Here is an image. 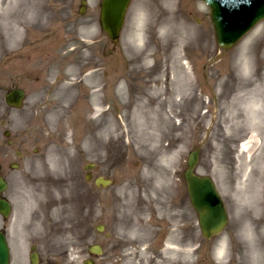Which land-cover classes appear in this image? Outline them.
Instances as JSON below:
<instances>
[{
	"label": "rangeland",
	"instance_id": "374dc122",
	"mask_svg": "<svg viewBox=\"0 0 264 264\" xmlns=\"http://www.w3.org/2000/svg\"><path fill=\"white\" fill-rule=\"evenodd\" d=\"M17 1L21 6L28 2ZM67 1H42L44 41L39 39L42 32L35 38L23 16L13 14L11 19L8 0H0V131L23 130L31 136L21 172L29 176V182H19L16 173L10 188L15 208L10 216L11 247L23 250L22 240L31 230L32 235H47L48 247L55 238L52 242L66 260L64 264H79L78 256L87 258V250L93 245L102 248L97 264H104L106 259L115 264L116 256L120 264H139L143 254L161 249L165 239L160 235H167L173 249L163 247L160 252L167 257L170 251V264H264V168L257 184L263 191L260 210L255 200L247 198L254 173L250 157L259 155L264 164V111L254 114L252 126L244 104L231 102L232 82L245 87L244 83H264V61L258 57L261 51L264 56L260 38L251 40L250 47L242 46L244 38L230 51L221 50L215 42L208 7L199 0H174V5L179 1L186 6L178 12L191 25L186 41L180 42L173 29L165 31L168 38L162 41L157 36L159 27L153 24L139 35L141 19L136 11L145 3L130 0L114 44L99 23L101 0H72L78 14L72 30L66 27L72 26ZM160 3L166 4L164 0L145 4L150 14L147 20L156 15L154 5ZM9 22L20 25L18 37L9 34ZM52 30L54 37L50 39ZM37 40L45 48L26 60L24 51L36 48L39 44L33 41ZM67 41L74 60L68 67L62 61ZM19 46L24 47L21 56L10 59L8 51ZM236 52L245 54L247 71L241 69ZM48 58L55 62L47 64ZM187 75L194 84L186 90L182 83ZM12 87L26 92L20 108L6 104L5 95ZM170 91L173 96L168 100ZM260 91L264 95V88ZM77 100V109L70 114L73 123L47 120L53 112H60L64 118L68 115L65 109ZM91 117L95 118L92 123ZM98 121L97 134L105 140L97 145L91 128ZM115 122L118 124L112 134L104 135V127ZM53 126L64 130L65 146H57L52 154L56 148L49 137ZM70 130L76 135L75 141L68 137ZM251 134L256 139L246 154L240 145ZM193 150L199 151L196 172L214 180L229 218L224 231L210 239L202 235L183 178ZM90 164L95 168L88 182L86 167ZM55 175L61 179L58 189L65 202L61 212L52 210L48 215L42 192L52 188ZM99 177L112 184L97 187L94 179ZM164 177L170 184L160 185ZM125 180L132 184L130 189L126 186L131 199L128 208L120 194ZM241 192H246L245 198ZM30 216L33 221L47 222L48 227H34L33 222L29 225ZM52 222L59 229L53 237L48 231L44 234ZM99 225L104 226L103 232L97 231ZM259 241L263 242L261 247Z\"/></svg>",
	"mask_w": 264,
	"mask_h": 264
},
{
	"label": "bare ground",
	"instance_id": "6f19581e",
	"mask_svg": "<svg viewBox=\"0 0 264 264\" xmlns=\"http://www.w3.org/2000/svg\"><path fill=\"white\" fill-rule=\"evenodd\" d=\"M143 1L147 5L149 2H151V0H143ZM164 1L166 4L160 3V4L154 5V6H157L158 10L156 12V15H153L151 17L152 20H147L149 18L148 16H150V14L147 13L146 9H144L145 4H142V7H141V5L138 6L139 8H137L136 12H137V17L141 19V22L139 21L137 32H139V35H140L141 32L144 31L145 27L148 28L153 24V25H156L159 27L157 36H158V38H161L162 41H166L168 38V35L166 34L165 31L171 30V29H173L176 32L177 37H180V39H181L180 42H183L182 40L186 41L190 36L191 25H190V23H188V20L184 18L182 13H178L181 11L183 12L186 6H184V5L182 6V2H179V1L176 3V5H174V3H175L174 0H164ZM8 5L11 7V14H12V12H14L17 17L23 16L24 20L27 23H30L27 25L30 29L34 28V30H35L38 25L43 24L41 22V19L43 18V16H41V15H43L42 0H29L27 2V5H25V6H21L19 1L16 2V0H15V2H14V0H8ZM28 5H30V7ZM173 5H174V8H173ZM158 13H160L161 15H159ZM13 22H15V21H13ZM31 22H33V23H31ZM8 24H9V27H8L9 31L8 32L11 35V37H13V36L18 37L21 34L20 25H18L17 23H14L12 25L11 22H9ZM26 29H28V28H26ZM263 31H264V25H262V26L258 25L244 39L242 46L245 48L250 47V45L252 43L251 40L258 39ZM135 39H139V37L135 36ZM221 50L230 51L231 49H228V50L221 49ZM236 54L239 55L240 65L243 66L241 69L242 70L243 69L248 70L249 69V62L247 61L245 54L244 53H238V52H236ZM258 57H260L261 59L263 58L261 55H259ZM243 58H245V59H243ZM188 75L185 76L184 82L182 83L183 89L186 88V90L188 88H192L191 86H193V84H194V82L192 81V78L188 77ZM77 82H78V80H77ZM254 86L255 85L250 86L249 87L250 90ZM82 89L84 90V88H82ZM250 90H248L249 92L244 91L242 89L239 90V92H236L235 94L232 95L231 102L241 101L244 103L245 111L248 113L249 122L252 126H254L255 125L254 114L256 113L258 115V110H260L259 109V99L257 97L258 87L255 86V88L253 90H251V91ZM172 96H173V94L170 91V95H168L166 97V99L168 98V100H169V98H170V100H171ZM80 97H78V100H80ZM78 100L75 103H73L72 105L68 106V110H70L69 112L67 109H65V113H68V115H65L64 118L61 116L60 112H53V113L49 114V117H47V120L49 119L51 122L54 119L55 121H59L60 124H62L63 121L64 122L70 121L71 123H73V119H72L73 117L70 116V114L72 113V111H75V109H77ZM82 103L84 105L88 104L86 101H82ZM58 110L62 111L61 108H59ZM88 110H90V109H88ZM56 114H57V116H55ZM69 116H70V118H69ZM94 117H96V115ZM94 117L89 118L90 119L89 121H91V123H92V121H95ZM205 117H207V116H205ZM167 120H168V123L170 124V119L167 118ZM260 121H261V119H260ZM94 123L95 124L92 126L91 129H93L95 131L96 138H93V140L98 145L101 142V139H104V136L99 137L97 134L100 122L98 121V122H94ZM117 124H118V122H115V125L110 124V125L105 126L103 129L104 135L106 134L107 136H110V134H112L114 129L117 128L116 127ZM119 125H121V123H119ZM72 131L70 130V134L68 135V137L71 139V141L73 139L75 141L76 135H74V133ZM51 133H52V135H51ZM64 134H65L64 130L59 129V128L56 129V127L53 126L49 137H50V140L54 141L53 145L56 144L55 145L56 148L53 149V151H51L52 154L54 152H56L57 146H61V147L65 146L64 139H63ZM46 135L48 136V133H46ZM120 136H122V135H120ZM255 139H256L255 134H251V137L249 138L248 141L241 143L240 150L242 152L246 153L250 149V146H251L250 144L255 142ZM118 140L121 143L120 138H118ZM196 152H198V155H199V151L197 150ZM262 161H263L262 157L261 156L259 157V155L255 156V157H250V160H249V164L252 165L251 171L254 173H252L253 174V183L250 184V186L247 190V198L249 201L255 200L257 202L258 211L260 210V207H261L260 197L262 196V192H263L261 190V188L257 185V184H259L261 177H262V174H263L264 164ZM59 171H60V169H59ZM198 176H200V177L205 176V177L210 178V176H208V175H198ZM100 179L102 180V178H100ZM87 180H89L88 182H90L92 179L87 178ZM166 183L170 184V179H166V177H164L163 180H161L160 185L161 184L166 185ZM127 185H129V189H130V185H132V184H129L128 181L125 180V181H123V183L120 187V194L123 195V201H124L125 207H127V204H129L131 201L129 190L126 188ZM51 186H52V188L49 189V191L47 189V190H44L42 192L45 195V197H44V201H45L44 212L47 213L48 215L52 214L51 213L52 210L55 212H61V210H62L61 206H62L63 202H65L63 194H61L60 190L58 189V188H61V179H59V176L55 175L54 181H53ZM153 188L154 187H151L152 190H153ZM245 194H246V192L239 193V195L241 197H244ZM253 203L256 206V203L255 202H253ZM225 210L227 211L226 207H225ZM253 232H254V230H252V233ZM169 243H170V241L167 240L166 244H165L166 250H170V248H171V247H169ZM262 244H263V242L259 241L258 247H261ZM171 249H173V248H171ZM101 253L102 252L100 250H98V252H96L95 250H92V249L87 250V254L92 255V256L93 255L99 256ZM95 259H98V258L96 257ZM89 261H90L89 259H86V261L83 264H87V263L91 264Z\"/></svg>",
	"mask_w": 264,
	"mask_h": 264
},
{
	"label": "flooded vegetation",
	"instance_id": "af4514ba",
	"mask_svg": "<svg viewBox=\"0 0 264 264\" xmlns=\"http://www.w3.org/2000/svg\"><path fill=\"white\" fill-rule=\"evenodd\" d=\"M26 1V0H25ZM29 1V0H27ZM43 1V0H42ZM67 3L69 4V8H68V12H69V22L72 26H66L68 30H72L73 28L75 29L77 26V8L76 5L77 4H73L72 0H68ZM43 4V8H44V2ZM74 6V7H73ZM13 14L16 15L14 12H12L11 15V19L13 18ZM67 22V21H65ZM40 26V27H39ZM42 26L43 25H38L36 27V29L34 30L31 29V31L34 30L36 36L35 38L39 37L40 32H42ZM72 27V29H70ZM54 34H53V30L50 33L49 38L53 39ZM260 39L259 44L260 45H264V31L262 32V34L259 37ZM40 40L43 39L44 41L46 40V36L45 33L42 32L40 34ZM40 40L37 41H33L34 43L39 44L36 48L34 49H28L26 51H24V53L26 54L25 59L27 60L28 58H35V53L37 50L45 48L44 45L41 44ZM71 40L72 42L75 40L74 38V32L72 31V35H71ZM44 43V42H43ZM24 47L23 46H19L18 48H11L7 55L10 59L12 60H16L21 56V51ZM65 52V56L62 58V61L66 64V67H68V62L69 61H74L71 60V53L72 51V46H68V41H67V45H66V50ZM261 53H263V51H261ZM259 55H262V54ZM41 57V58H40ZM39 58L42 60L43 57L40 56ZM262 57H264L262 55ZM264 61V58H262ZM48 63L47 64H51L53 62H55V59H50L48 58ZM264 68V67H263ZM263 71V69L261 70ZM260 71V72H261ZM241 74V73H239ZM244 75V74H241ZM262 76V75H260ZM257 77V74H256ZM262 79H264V75L262 76ZM58 78L56 79V81L53 84H56L58 82ZM262 81V80H261ZM257 83L255 84L254 82L252 83H244L246 85V87L242 84H234L232 82V93L235 94L236 92H239V90H244V91H248L250 90V86L255 85L258 87L257 90V97L259 99V111L263 112L264 111V95L263 93L260 91L261 88H264V83ZM255 86L251 89L253 90L255 88ZM239 88V89H238ZM18 89L15 87H12L11 90H9V92ZM250 90V91H251ZM53 89H51L50 93H52ZM249 92V91H248ZM26 97V92L24 91V98ZM232 97V96H231ZM43 99L40 100V103H42ZM235 102H241V101H235ZM243 103V102H242ZM244 104V103H243ZM1 124L3 126H5L4 122H1ZM0 133L3 135V138L0 137V180L2 181V183L4 184V186L0 185V199H6L9 201L10 206H11V213L10 216H12L13 212L15 211V208L13 207L12 204V199H11V195H10V188L13 184L14 181V176H16V173L19 174V182H24L25 184L29 182V176L28 175H23L22 170L24 169V161L28 156V152H29V147L27 146L28 141L30 140L31 136L26 134L23 130L18 131V132H14L12 133L10 130L8 129H3L0 131ZM95 168V167H94ZM94 168L92 170H94ZM93 172V171H92ZM91 172V175H92ZM30 215V214H29ZM7 217L4 218L1 214H0V232H3L9 248H10V264H64L66 262V260L63 259V256L61 254V252L59 251V249L56 248V245L54 242L55 238L51 239V243L48 247L46 240H50L49 237H47V231L49 232L48 235H50L51 237L56 236L59 234V229L58 226L56 225H52L55 224L54 222L51 223L52 227H49L47 230H45L44 234L46 235L43 236L39 233H37L36 235H32L31 234V230L29 231V233L26 234L25 238L22 240L23 242V250L17 249V248H12L11 247V239L10 237H13V229H12V225H11V217ZM29 218V225L31 224V222H33V226L36 227L37 224H39V226H44V227H48L47 222H42V221H37V220H32V217H28ZM43 218V217H42ZM47 218V217H46ZM170 229V227H168ZM170 231V230H169ZM160 237H162L163 239H165V242H163V246L161 247V249H154L152 251L151 255H148L149 252H147L146 254H143V256L138 260L139 264H170V251L169 254L166 256H164L160 251L162 250V252L164 251L163 247H165L166 241L167 239L170 241V238L167 235H160ZM49 238V239H48ZM14 241V240H13ZM117 249V248H116ZM14 252L16 253V255H14ZM120 256V255H118ZM154 256V259L151 260V257ZM121 257V256H120ZM96 256H92V255H88L87 254V258H77V261L79 264H83L86 259H89L90 262L92 264H97L96 261L97 259H95ZM98 258V257H97ZM121 260L120 258H118L116 256V263L115 264H120ZM104 264H111L110 259H106V261L104 262Z\"/></svg>",
	"mask_w": 264,
	"mask_h": 264
},
{
	"label": "water",
	"instance_id": "95a60500",
	"mask_svg": "<svg viewBox=\"0 0 264 264\" xmlns=\"http://www.w3.org/2000/svg\"><path fill=\"white\" fill-rule=\"evenodd\" d=\"M129 1H102L101 25L113 42L118 39ZM201 1L209 7L216 43L224 50L234 47L258 22L264 20V0ZM197 161L198 152L190 153L184 178L190 203L198 213L202 234L210 239L222 232L228 217L212 179L194 173ZM96 250L99 248L96 247ZM8 261V246L0 234V264H8Z\"/></svg>",
	"mask_w": 264,
	"mask_h": 264
}]
</instances>
